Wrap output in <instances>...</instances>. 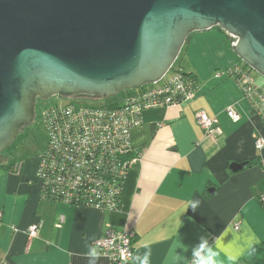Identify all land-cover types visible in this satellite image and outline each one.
<instances>
[{"label":"crops","instance_id":"1","mask_svg":"<svg viewBox=\"0 0 264 264\" xmlns=\"http://www.w3.org/2000/svg\"><path fill=\"white\" fill-rule=\"evenodd\" d=\"M231 39L218 28L190 36L179 68L193 75L195 97L144 111L131 132L141 160L130 168L116 210L44 201L39 162L1 165L0 264H112L95 246L109 227L133 233L131 264H143L145 254L149 264H174V249L182 255L178 264H195L203 241L217 252L216 264H264V148L255 145L264 123L229 75L241 65ZM199 111L218 119L217 140L205 136ZM233 163L248 165L235 173ZM192 200L200 201L195 211ZM34 225L39 230L30 239Z\"/></svg>","mask_w":264,"mask_h":264},{"label":"water","instance_id":"2","mask_svg":"<svg viewBox=\"0 0 264 264\" xmlns=\"http://www.w3.org/2000/svg\"><path fill=\"white\" fill-rule=\"evenodd\" d=\"M214 28L264 78V0H0V153L35 123L38 100L156 84Z\"/></svg>","mask_w":264,"mask_h":264},{"label":"built area","instance_id":"3","mask_svg":"<svg viewBox=\"0 0 264 264\" xmlns=\"http://www.w3.org/2000/svg\"><path fill=\"white\" fill-rule=\"evenodd\" d=\"M229 75L236 79L253 114L264 123V84L257 83L242 66L232 68ZM144 88L125 95L117 105L72 102L43 110L40 122L47 142L36 170L42 200L107 211L118 208L128 172L141 160L132 145L131 132L143 123L144 111L189 102L197 86L181 68L173 67L160 82ZM227 116L234 123L241 120L234 108H228ZM196 120L207 138L217 140L222 135L218 119L205 111L197 112ZM255 145L263 149L264 139L257 138ZM260 201L264 203V196ZM60 222L58 226L64 219ZM38 230L34 225L26 234L33 239ZM95 246L112 264L131 263L134 236L130 230L109 227Z\"/></svg>","mask_w":264,"mask_h":264},{"label":"rangeland","instance_id":"4","mask_svg":"<svg viewBox=\"0 0 264 264\" xmlns=\"http://www.w3.org/2000/svg\"><path fill=\"white\" fill-rule=\"evenodd\" d=\"M231 44H234V39H231ZM186 47L184 46L180 57L175 63V67H179L183 58ZM243 66L250 72V75L259 84H264V78L249 66L241 62ZM128 92H122L112 98H98L88 96H56L47 101L38 100L36 105V119L35 123L25 130L21 131L16 141L12 146L7 148L4 152L0 153V166L1 165H26L35 164L39 162L43 154L47 142V135L40 122L41 113L44 109L53 105H66L68 103H81L89 106H110L121 104L122 100ZM8 167V166H7Z\"/></svg>","mask_w":264,"mask_h":264},{"label":"clouds","instance_id":"5","mask_svg":"<svg viewBox=\"0 0 264 264\" xmlns=\"http://www.w3.org/2000/svg\"><path fill=\"white\" fill-rule=\"evenodd\" d=\"M200 201L199 200H192L189 201L188 204V208L191 207L193 211H195L197 209V206L199 205ZM205 248H207V241H203L200 245H199V251L195 252V255L197 257H199V260L195 262V264H216V256H217V252L213 251L211 248H207V255H201V252L205 250ZM91 255L96 256L97 252L96 249H92L91 251ZM182 255L177 254L176 249H174V264H178V262L180 261V257ZM137 259H140L139 257ZM230 260H235L236 257L235 256H229ZM143 264H149V258H148V254H145V256L143 257V259H141ZM93 264H95V262H93Z\"/></svg>","mask_w":264,"mask_h":264},{"label":"trees","instance_id":"6","mask_svg":"<svg viewBox=\"0 0 264 264\" xmlns=\"http://www.w3.org/2000/svg\"><path fill=\"white\" fill-rule=\"evenodd\" d=\"M240 64H241L240 66L244 67L242 63H240ZM176 68H179V67H178V66H177V67L174 66V69H176ZM244 68H245V67H244ZM183 71H184V70H183ZM184 74H186L187 76H189V77L191 78V80H192L193 82H195V79H194V77H193V75H192L191 73L184 72ZM144 89H145V88H142V90H144ZM139 90H141V89H139ZM126 92H128V94H131V93H133L134 91H126ZM249 164H250L249 166L252 165L251 162H250ZM247 165H248V164H247ZM14 166H15V165H14ZM8 169H10V168H8ZM127 264H131V263H127Z\"/></svg>","mask_w":264,"mask_h":264},{"label":"flooded vegetation","instance_id":"7","mask_svg":"<svg viewBox=\"0 0 264 264\" xmlns=\"http://www.w3.org/2000/svg\"><path fill=\"white\" fill-rule=\"evenodd\" d=\"M24 130H25V128H24ZM23 131V130H22ZM19 136V135H18Z\"/></svg>","mask_w":264,"mask_h":264}]
</instances>
